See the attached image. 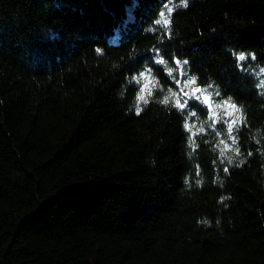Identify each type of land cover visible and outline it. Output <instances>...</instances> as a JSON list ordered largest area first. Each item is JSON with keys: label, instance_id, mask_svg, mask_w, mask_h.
Returning <instances> with one entry per match:
<instances>
[{"label": "trees", "instance_id": "obj_1", "mask_svg": "<svg viewBox=\"0 0 264 264\" xmlns=\"http://www.w3.org/2000/svg\"><path fill=\"white\" fill-rule=\"evenodd\" d=\"M0 264H264V0H0Z\"/></svg>", "mask_w": 264, "mask_h": 264}, {"label": "snow or ice", "instance_id": "obj_2", "mask_svg": "<svg viewBox=\"0 0 264 264\" xmlns=\"http://www.w3.org/2000/svg\"><path fill=\"white\" fill-rule=\"evenodd\" d=\"M180 4L182 6H184V7H188L189 0H180ZM167 11L170 13V12L173 11V9L172 8H167ZM160 15L163 16L164 13H160ZM157 23H160V21L157 20ZM168 23H169V20L165 19L164 20V24L167 25ZM96 51H97V53H100L102 50L101 49H96ZM252 58L254 59V57H252ZM239 59L241 61H243L245 59V56L244 55H240L239 56ZM158 62L159 63H164V61L162 59L160 61H158ZM181 63L182 62L179 61V60L176 61V64L177 65H181ZM183 65H187V61H184L183 62ZM171 71L172 70L169 69V73H171ZM181 71H182V69H181ZM190 82L194 84L196 82L195 81V78H192ZM177 83H179V81H177ZM211 95H212L211 93L208 94V95H204L203 96V99H202L201 98V96H202V90L200 88H194L191 93H189L187 91H183L181 89V95L179 97H173V99H174L173 107L176 108V109H178V110H181V111H186L187 108L190 107L192 104H199V105H201L203 107H206L208 109H211L213 107V104L210 103V101H211ZM215 95L216 96H219V92H216ZM139 99L141 101H143L144 103H147V100H146L145 95L141 94L139 96ZM164 102L165 103L168 102L167 98H166V100ZM215 106L216 107L227 106L228 108H231L233 110V112H235L237 114L240 113V109L236 106L235 103H232L230 100L223 101V105L216 104ZM139 113H140V109H137V114L139 115ZM192 115L194 116L195 113H192ZM227 115L229 117H231L232 116V113L229 112V113H227ZM213 116H215V112H213ZM244 122L245 121H244V119H243L242 116L239 119H234V120L233 119H230L229 122H228V132H229V134L232 133V131H233V129L235 127H237L238 125L244 124ZM238 151L239 150L237 149V152ZM249 155H251V153H249ZM229 163H231V160H229ZM225 171H227V169H225Z\"/></svg>", "mask_w": 264, "mask_h": 264}]
</instances>
